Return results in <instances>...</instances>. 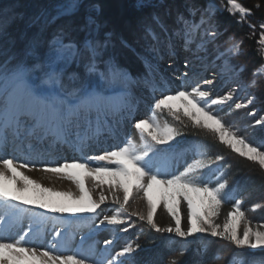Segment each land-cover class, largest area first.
<instances>
[{
  "label": "snow or ice",
  "instance_id": "1",
  "mask_svg": "<svg viewBox=\"0 0 264 264\" xmlns=\"http://www.w3.org/2000/svg\"><path fill=\"white\" fill-rule=\"evenodd\" d=\"M138 6H144L143 0H138ZM260 6L256 5L257 8ZM79 7L80 0H67V3L58 6L56 16L51 20L45 18L42 23L47 25L59 16H70ZM93 7L98 10V6ZM188 10L191 17L198 14L199 21L189 20L183 14H178L176 22L181 28L175 30L173 35L183 38L186 51L190 50V43H194L199 50H206V45L219 35L215 30L214 10L211 7L200 9L191 4ZM229 11L239 14L238 22H245L253 14L251 9L237 0H229ZM39 20L37 18V22ZM152 20L156 25L164 27L158 15L153 14ZM249 26L253 31L259 27L260 41L264 44V19L258 25L250 23ZM85 28L89 34L80 43L69 35L65 27H60L43 49L41 40L34 38L20 53L12 51L11 41H6L9 46L0 51V57H3L0 59V151L7 152L9 144H14L21 137L29 142V150L24 154L23 160L12 155L0 156V207L3 209L0 232L4 233V237H0V264H125L120 258L131 257L139 245L133 247L128 244L111 259L107 255L93 259L94 249L91 246L83 247V237L81 247L71 251L67 238L54 228V236L45 246L47 221L51 219L55 222L56 217H47L43 213L34 214L30 212V206L53 214L100 215L97 209L111 200L118 208L111 214L103 215L100 223L128 225L119 229L127 232L132 225L121 213H129L131 201L141 193L140 199L147 207L146 214L132 211L129 215L146 221L157 233H174L181 241H185L186 243L179 244L180 255L187 251V238L201 233L225 240L238 249H264V223L252 226V221L242 209L241 199H236L231 205L222 224L216 222L222 205L228 200L224 191L228 187L227 181L218 180L213 186L208 180L200 178L197 181L193 178L200 170L210 169L211 165L222 161L223 156L216 155L212 158L198 150L192 162L177 175L168 171L171 150L152 147V144H169L182 135L180 129L158 122L155 113L166 110L174 119L180 120L182 115L191 122L193 128L212 133L221 144L255 163L261 173H264V145H254L240 137L211 108L212 105H223L226 101H231L232 92L210 98L209 90L202 88L199 82L189 90L188 70L194 68V65L188 62L185 63L184 83L175 90L169 89L154 97L151 105L153 114L134 121L133 127L139 132L141 139L139 150L129 138L122 145L104 150L102 155L85 154L84 158L74 157L57 162L51 158L50 150H39L32 146L33 140L48 141L50 146L70 145L75 151L84 152L105 131H113L107 125L100 126L101 113L105 117H118L125 112L132 114V106L127 101L125 92L108 96L105 91L98 90V84L90 80L96 76L99 83L108 88L126 86L128 74L111 58H102L103 51L112 42L114 32L106 31L100 37L101 25L91 15L87 17ZM145 32L153 40L158 39L150 25L146 26ZM3 35L0 29V37ZM193 35L196 40H193ZM121 43L127 46L125 41L121 40ZM241 43L232 45L234 55L240 54ZM170 54H175L174 49L170 48ZM73 64L83 67V76L75 71L68 72ZM192 77L198 78V74L193 71ZM202 83L213 85L214 81L203 79ZM251 83L255 85V79ZM253 100L254 97H251L248 103L251 104ZM245 107L247 105L243 103L235 104L236 109ZM93 113H96L98 121L94 129L91 126ZM81 120L88 125L86 128L82 127ZM255 124L264 126V118L255 120ZM13 150L16 151L17 148L14 147ZM90 161H105L114 167L94 165ZM38 162H43V166L36 170L71 181L78 192L74 194L71 191L44 187L26 175L24 170L32 171ZM88 181H91V186L86 187ZM94 189H99L96 198L93 196ZM161 205L173 222L168 226H161L155 220L157 208ZM183 205L187 208L186 228L182 226ZM261 207L259 203L254 204L252 211ZM26 216L29 224L25 231L21 224ZM13 232H22V235L15 239L6 238ZM112 243L111 240L105 241V245ZM204 247L207 248V243ZM197 255H203V252L198 250ZM171 264H176V261L173 260ZM233 264L255 262L247 260L244 253H235Z\"/></svg>",
  "mask_w": 264,
  "mask_h": 264
},
{
  "label": "rangeland",
  "instance_id": "2",
  "mask_svg": "<svg viewBox=\"0 0 264 264\" xmlns=\"http://www.w3.org/2000/svg\"><path fill=\"white\" fill-rule=\"evenodd\" d=\"M240 3L239 1H237ZM60 6V5H59ZM206 7H211L215 12L219 9V6L215 3V1L208 2ZM58 6L56 7V9ZM227 8L229 9V0H227ZM76 12V11H75ZM49 12H46L45 17H47ZM189 20H195L199 21V18H189ZM215 23V22H214ZM207 27V25H205ZM181 28V25H180ZM215 30L218 32L217 26L215 24ZM3 37V36H2ZM0 37V39L2 38ZM193 40H196V36L193 35ZM157 41V40H156ZM199 41H197L198 43ZM148 43V42H147ZM237 43L236 41H232L228 46L225 48H220L216 42L209 43L206 45V50H199L196 48V45L194 43H190V50L186 51L183 46V38L174 36V35H167L165 37H162L160 41H157V43L153 46H148V48H142L144 52L140 54L141 60L145 67V72L132 76L134 79V84L136 82H149L150 88L144 87L142 91H144L146 94L150 95L151 98H153V92H155L154 88L158 85L157 83H162L165 86L167 84H172L171 90H175L179 85L184 83V73L186 71L185 69V63L188 62L192 65H194V68L189 69V81H188V89L191 90L192 86H195L198 82L200 83V86L202 88L208 89L210 92V98H218L224 95H227L229 92H232L233 99L231 101H226L223 105H212V110L218 114L225 125L227 127H230L234 132H236L240 137L245 138L247 141H250L254 145H264V126L256 125L255 120L264 118V114L258 115L260 108L256 105L255 102L256 98L251 93L249 85H247L241 78L239 72L243 69V67L236 68L231 63V58L236 56L232 52V45ZM263 46V52H264V44ZM170 48L174 49V55L170 54ZM155 49V51H153ZM0 51H2V47L0 46ZM1 59V57H0ZM151 65V67H149ZM76 66L75 64L71 65L68 69V72L72 70ZM77 67V73L83 76V67L80 66L78 70ZM101 70H103V65H101ZM123 71L127 72V70L122 69ZM74 71V70H73ZM72 71V72H73ZM196 72L198 74L197 77H192V72ZM263 70H260L261 72ZM179 77V78H178ZM203 79H213L214 83L213 85H204L202 83ZM91 82L96 83L99 85L98 90L105 91V94L108 96H113L117 92H125L126 93V99L132 106V114L130 119V125L127 126V129L125 130L124 134L117 137L120 134V131L118 129L121 128L120 121H123L122 116L113 117L111 115H108L105 117L103 113L99 116V124L100 126L104 127L105 125L111 127L113 130L111 133L108 131L104 132V135H107L108 141L102 142V145L95 146L94 148H86L84 152L75 151L74 155H67L62 154L58 155L60 159L57 160V162H60L62 160H71L74 157H80L84 158L85 154L89 156H96V155H102L104 150L113 148L116 145H122L127 141V139H134L137 138L139 143L141 142L140 134L137 132V130L133 127L134 121L145 118L147 116H151L153 113L151 111V105L154 101L151 99V101L147 102V108L145 109V112H142L144 110L142 108V103L140 100H138V97L140 96V92L133 93L131 87H129L128 82L126 86H119L117 88H108L104 84L99 83V78L96 76H93L90 78ZM136 89H139L137 87ZM161 93L156 94L159 96ZM135 97L137 100L136 108L133 107V101L131 98ZM251 97H254V100L251 104L248 103L249 99ZM144 100V98H143ZM145 102V101H144ZM236 103H243L246 104L247 107L236 109L235 104ZM142 112V113H141ZM127 114V113H126ZM126 114L124 117H126ZM156 118L158 122L163 125L164 123H168L171 126H174L178 129H180L181 133L183 131L182 125H184L187 121L186 117H183L181 115L180 120H176L173 118L171 114H169L166 110L165 111H157L155 113ZM129 116V115H128ZM170 117V119L173 121V124L167 120L166 117ZM112 117V118H111ZM91 126L92 128L97 126V115L96 113H93L91 117ZM111 121V123H109ZM119 121V122H114ZM113 122V124H112ZM96 124V125H95ZM82 127L86 128L88 125L82 120L81 123ZM119 126V127H118ZM93 128V129H94ZM114 134V135H113ZM187 132L184 130L182 135L177 136L175 140L170 141L169 144L165 145H155L152 144L150 140H148L149 144H152V147L154 149H170L172 156H170L168 161V171L173 172L175 174H179L181 171L184 170V168L187 166L188 163L192 162L193 154L191 153L192 148L194 149L195 155H197L196 151L198 150L203 151L206 153L207 156H210L214 158L216 155H221L218 152L211 153L209 150H207L206 146L199 142V143H188L191 140H188L186 138ZM116 136V137H114ZM145 139H148L145 137ZM94 144V141L91 143V146ZM141 145V143H140ZM189 151L190 153L187 155L186 158H184L183 162L177 161L178 157L181 154L186 153V151ZM187 151V152H188ZM215 155V156H213ZM57 156V155H54ZM23 158V157H22ZM22 160V159H20ZM42 163V162H41ZM92 164H99V165H106L107 167H114V165L108 164L105 161H90ZM219 165V162L216 164L211 165L210 169H202L198 173L194 174L193 178L197 181L200 178L208 179L209 174L213 171V169ZM38 165H35L34 168H36ZM43 166V163L41 167ZM38 168V167H37ZM155 170V169H154ZM224 175V174H223ZM228 178V174L225 173L223 176ZM62 179V178H60ZM107 179V177H105ZM65 180V179H63ZM220 179H216L214 182H210L213 186L216 185L217 181ZM232 177L228 178L229 181V187L226 188L224 191L227 195H230L233 193V195L237 199H241L242 201V209L245 211L247 217L252 221V226L255 227L257 224L264 223V219L257 218V212L260 211L259 209H256L255 211H252V206L254 204H261L262 198L256 193L257 188H253L252 191L257 195L254 198L249 196L250 191L248 185L246 186V182L242 183L241 185L238 184L240 182L239 180L234 181ZM67 184L72 186L76 191L75 185L68 180H65ZM239 185V188L236 190L235 186ZM91 186V181L86 182V187ZM106 187V186H105ZM99 189L93 190V196L96 198V193H98ZM256 191V192H255ZM78 192V191H77ZM76 192V193H77ZM140 196H142V193L137 196L134 200L131 201L129 206V213L132 211L142 212L146 214L147 207L146 203L140 199ZM118 208L117 205H114L111 200H108L105 204L101 205L100 209H97V213H100V215H97L95 213L89 214V213H49L46 212L44 209L36 208L34 206H30V212L34 214L43 213L47 217H56V221L48 220L47 221V235L45 236V246L47 244L48 240H51L54 236L53 229H58L64 234V237L67 238L69 249L71 251H76L79 247H81V239L84 238L83 247L88 248L91 246L94 249L95 255L92 257L93 259H100L102 255H107L109 259H111L112 256H115L117 252L121 251L125 246L131 243V235L133 234V231L136 233H142L143 228L151 229V227L146 223V221H142L138 218V216L129 215V213H121L122 216H124L125 219L129 221V224L132 225L128 228V231H120L119 229H122L124 227H128V225H107V224H101L100 221L103 219V215L105 214H111L112 212L116 211ZM3 209L0 207V218L2 217ZM182 212V224L186 228L187 226V220H186V214H187V208L186 205H183L181 208ZM164 213L167 215L166 211L164 210L163 206L157 208V213L155 216L156 222L161 225V222H159V216ZM168 216V215H167ZM220 218L223 217L220 213ZM216 218L217 223H223L224 219ZM170 223L172 224L171 218L168 216ZM142 223V224H141ZM29 224V218L26 216L24 217L21 227L23 230H27ZM162 226V225H161ZM153 230V229H152ZM168 234V233H163ZM171 236H175L174 233H169ZM202 234V233H201ZM18 235H22V232H13L8 234L6 238L8 239H15L18 238ZM198 234L192 236L197 238ZM206 234L200 235L202 237L201 239L198 238L195 240L196 245L192 244V247L198 252V250H201L203 252V255H212L214 259L219 258L220 251H217V248H221L223 245H230L235 249L234 253H244L246 254V259L249 261H254L255 264H264V257H254L255 253L258 251H261L262 249H238L231 243L222 240L220 238H213L211 236H208ZM0 237H4V233L0 232ZM188 237L187 239V248H189L190 240ZM206 237V238H203ZM179 238V237H176ZM210 238V239H209ZM180 239V238H179ZM106 240H111L113 243L111 245H105ZM203 240V241H202ZM202 241V242H201ZM201 242V244L197 243ZM186 243L185 241L179 242V244ZM207 243V248L205 249L204 245ZM105 249L107 251L105 252ZM214 249V254H210ZM211 250V251H210ZM133 254V253H132ZM202 255V256H203ZM121 260L125 261V264H133L132 257H121ZM233 262V256L230 257L228 264Z\"/></svg>",
  "mask_w": 264,
  "mask_h": 264
},
{
  "label": "trees",
  "instance_id": "3",
  "mask_svg": "<svg viewBox=\"0 0 264 264\" xmlns=\"http://www.w3.org/2000/svg\"><path fill=\"white\" fill-rule=\"evenodd\" d=\"M215 1L219 9L214 14V22L219 35L212 43L216 42L220 48H225L232 41L242 42L240 54L231 58V63L236 68L243 67L239 72L240 78L249 85L251 93L255 96L256 105L260 108L258 115L264 114V52L260 41L259 27L253 31L249 24L258 25L264 19V2L262 0H242L243 6L252 10L253 14L246 18L245 22L239 21V14L230 12L227 8V0H143V7L138 6V0H80V7L70 16H59L51 23L43 25L42 21L47 18L51 20L56 16V7L67 3V0H0V29L4 35L0 39L3 48L11 41L13 52L20 53L25 46L34 38L41 40V49L51 39L56 30L65 27L69 35L77 42H82L88 36L85 28L87 17L91 15L101 25L99 36L102 37L106 31L114 32L112 42L103 51L102 58H111L116 65L132 73L140 75L145 72V67L140 54L142 48H148L160 41L162 37L173 35L175 30L180 29L176 22L178 14L186 18H199L189 15V4L203 9L208 2ZM256 5H261L259 8ZM93 6H98L94 8ZM46 12H49L45 17ZM160 17L163 28L156 25L152 16ZM37 18H40L37 22ZM151 26L157 41L146 35V26ZM121 40L126 42L121 43ZM148 42V43H147ZM3 59V57H1ZM77 66V65H76ZM73 70L77 72V67ZM79 70V67H78ZM260 70H263L259 72ZM255 79V85L252 81ZM173 124L170 117H166ZM182 133L187 132L186 138L195 142H202L211 153L218 152L225 158L224 164L230 173L241 181L246 182L250 191L257 188V194L262 198V207L257 212V218L264 219V173H261L255 163L231 151L230 148L221 144L210 132L193 128L190 121L182 125ZM264 130V128H263ZM243 182V183H245ZM254 198V191L249 193ZM142 224V223H141ZM170 236L157 233L152 229L143 228L142 233L133 231L131 243L133 247L139 248L132 254L135 264H227L235 249L230 245L217 248L220 256L214 259L212 255H197L192 243L183 254H179V242L177 239L168 244ZM211 251V250H210ZM214 254V249L209 252ZM254 257H264V249L255 253Z\"/></svg>",
  "mask_w": 264,
  "mask_h": 264
},
{
  "label": "bare ground",
  "instance_id": "4",
  "mask_svg": "<svg viewBox=\"0 0 264 264\" xmlns=\"http://www.w3.org/2000/svg\"><path fill=\"white\" fill-rule=\"evenodd\" d=\"M158 85L154 88L155 92H153V98L156 97L158 93H162V92H166L168 91L169 89H172L171 86L172 84H167L166 86L162 83H157ZM128 85L129 87H131L133 93L135 92H140V96L141 97H138V100H140V102L142 103V108L144 110H142V112H145V109L147 108V102L148 101H151V99L153 100V98H151L150 95L146 94L143 90L144 87L146 88H150V84L149 82H136L135 84V87L132 86L129 82H128ZM137 87L140 88L139 89H136ZM144 98V100H143ZM131 100L134 102H137V100L135 99L134 95L133 97L131 98ZM145 101V102H144ZM147 101V102H146ZM133 103V107L136 108V103ZM141 112V113H142ZM127 112H125L124 114H122V118H123V121H114V122H119L121 123V128L122 129H118L120 131V134L117 136H121L124 134L125 130L127 129V126L130 125V119H131V115L128 116V113L126 114ZM126 114V117H124ZM112 118V117H111ZM119 118V117H118ZM92 122V120H91ZM82 123V120L81 122ZM109 123H111V121H109ZM113 124V122H112ZM96 125V124H95ZM93 126V125H92ZM119 127V126H118ZM94 128V127H93ZM113 133V132H112ZM114 135V134H113ZM116 137V136H114ZM108 136L107 135H101L97 140H94V144L92 146H90L89 148H94L95 146L97 147L98 145H102L104 141H108ZM10 140H11V137H10ZM133 143L137 146L138 150L140 149V143L138 141L137 138H134L133 140ZM31 144L34 148L36 149H39V150H45V149H48L51 151L52 153V156L51 158L54 159V160H58L60 159V157L58 155H62V154H67V155H74L75 152H74V149L70 146V145H62V146H55V145H52L50 146L49 142L48 141H44V142H38V141H31ZM14 147L17 148L16 151H14ZM29 150V142H27L26 140H24L23 137H21L20 140H16L15 143H10L9 144V147L7 149V152H3V151H0V156H5V155H12V156H16L17 158L19 159H22V157H24V154H26ZM197 152V151H196ZM190 152H186L184 154H181L177 161H180V162H183L184 161V158L187 157V155L189 154ZM54 155H57V156H54ZM176 162V161H175ZM43 163V162H42ZM41 162H38L36 165H38L37 167L40 168L41 165H42ZM178 163V162H176ZM33 168L32 171H28L27 169L24 170L25 174L28 175L30 178L38 181L39 183H41L42 186L44 187H49V188H53L57 191H71L73 192L74 194H76V191L72 186H70L69 184H67V182L63 179H60L58 178L57 176L55 175H52V174H46L44 173L43 171H40V170H36L38 168ZM221 215H223V213H221ZM159 222H161V225L162 226H168L170 223L169 221V218L167 215H165L164 213H162L160 216H159Z\"/></svg>",
  "mask_w": 264,
  "mask_h": 264
},
{
  "label": "flooded vegetation",
  "instance_id": "5",
  "mask_svg": "<svg viewBox=\"0 0 264 264\" xmlns=\"http://www.w3.org/2000/svg\"><path fill=\"white\" fill-rule=\"evenodd\" d=\"M197 153V152H196ZM216 169H219L217 166L213 169V171L209 174V178L208 179H206V180H208V181H210V182H214L216 179H220V181L221 182H223V181H227V184H228V187H229V181H228V178L230 177H232L233 175L231 174V173H229L228 174V178H227V175H226V177H224L223 178V176L225 175V173H226V170H224V169H222V170H219L218 172L216 171ZM224 174V175H223ZM227 187V188H228ZM235 188H236V190L239 188V185H237L236 184V186H235ZM237 198L233 195V193H231L230 195H228V200H227V202L226 203H224L223 205H222V207H221V211H220V213H223V217L222 218H220V219H224L225 218V216H226V214H227V212L230 210V208H231V205L233 204V203H235V200H236ZM173 223V222H172ZM182 226H183V224H182ZM184 227V226H183ZM200 235H202V234H198L197 236H200Z\"/></svg>",
  "mask_w": 264,
  "mask_h": 264
},
{
  "label": "water",
  "instance_id": "6",
  "mask_svg": "<svg viewBox=\"0 0 264 264\" xmlns=\"http://www.w3.org/2000/svg\"><path fill=\"white\" fill-rule=\"evenodd\" d=\"M237 1H242V0H237ZM127 74H128V77H129L128 81L130 82V84H131L132 86H134V85H133V77H132L131 73H130V72H127ZM134 87H135V86H134Z\"/></svg>",
  "mask_w": 264,
  "mask_h": 264
}]
</instances>
